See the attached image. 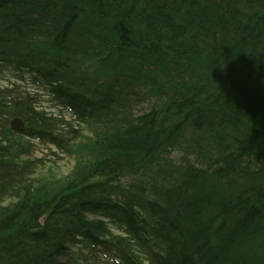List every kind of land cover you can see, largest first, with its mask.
I'll return each instance as SVG.
<instances>
[{"label":"trees","instance_id":"16d2710c","mask_svg":"<svg viewBox=\"0 0 264 264\" xmlns=\"http://www.w3.org/2000/svg\"><path fill=\"white\" fill-rule=\"evenodd\" d=\"M6 75L80 129L0 88V264H264V0H0Z\"/></svg>","mask_w":264,"mask_h":264},{"label":"rangeland","instance_id":"374dc122","mask_svg":"<svg viewBox=\"0 0 264 264\" xmlns=\"http://www.w3.org/2000/svg\"><path fill=\"white\" fill-rule=\"evenodd\" d=\"M16 81L10 76L6 75L2 81H0V88H6L10 86L11 84L20 86V89L22 92H28L30 94H38V107L45 111L49 117L54 118H62L59 120L60 124L63 122V119L65 122H68L71 124L74 129L78 130L80 129L79 124L73 121L71 115L69 113L61 111L58 107H55L51 101L50 98L45 95L43 92H38V89L30 85L28 82L24 83H15ZM63 127L68 128L67 124H64ZM85 135H88L87 132H85ZM34 150L32 159H39L45 164L44 173L45 175L51 177V176H65L68 175L74 167V162L70 158H68L64 153L60 152L53 146L45 143L40 142H34ZM183 156V153L180 151H174L171 155V159L174 163L178 164L181 161V158ZM72 253H75V250L72 249ZM61 263H66L64 259L60 260ZM84 263V262H83ZM86 264V263H85Z\"/></svg>","mask_w":264,"mask_h":264},{"label":"bare ground","instance_id":"6f19581e","mask_svg":"<svg viewBox=\"0 0 264 264\" xmlns=\"http://www.w3.org/2000/svg\"><path fill=\"white\" fill-rule=\"evenodd\" d=\"M141 73H143V72L141 71ZM144 75L146 76V74H144ZM151 78H152L151 81L153 82L156 77L151 76ZM123 80L124 79L121 78L122 82H124ZM161 87H162V84L158 82V84H156V86H155V89L153 90L155 92V95H156V92L160 93V95L159 94L156 95L158 97L159 101L164 100V98H160L159 96H162V95H164L163 93H166L165 88H161ZM148 94H149L148 91L144 87H142V86L136 87V91L131 93L130 96L128 95L129 96L128 101L124 100L123 103L125 104V107H127L129 110L133 111L137 116H141L148 111L149 106H150V105H148V103H149L148 98H147ZM111 95H113V93H111ZM121 98H122V96H120V100H121ZM38 110H41V109L38 107ZM24 123H25V121H24Z\"/></svg>","mask_w":264,"mask_h":264},{"label":"water","instance_id":"95a60500","mask_svg":"<svg viewBox=\"0 0 264 264\" xmlns=\"http://www.w3.org/2000/svg\"><path fill=\"white\" fill-rule=\"evenodd\" d=\"M10 127L13 131L18 133H23L26 131V124L20 118H14L10 123Z\"/></svg>","mask_w":264,"mask_h":264}]
</instances>
